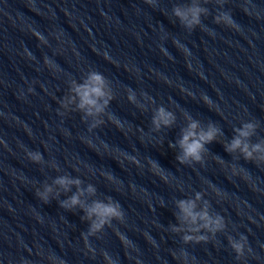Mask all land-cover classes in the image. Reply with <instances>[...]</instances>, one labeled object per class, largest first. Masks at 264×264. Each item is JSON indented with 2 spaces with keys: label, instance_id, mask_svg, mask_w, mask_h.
I'll return each instance as SVG.
<instances>
[{
  "label": "water",
  "instance_id": "obj_1",
  "mask_svg": "<svg viewBox=\"0 0 264 264\" xmlns=\"http://www.w3.org/2000/svg\"><path fill=\"white\" fill-rule=\"evenodd\" d=\"M0 264H264V0H0Z\"/></svg>",
  "mask_w": 264,
  "mask_h": 264
},
{
  "label": "clouds",
  "instance_id": "obj_2",
  "mask_svg": "<svg viewBox=\"0 0 264 264\" xmlns=\"http://www.w3.org/2000/svg\"><path fill=\"white\" fill-rule=\"evenodd\" d=\"M191 11V20L188 19V15L184 12H182L179 9L175 10V14L181 18L182 21H187L188 26L191 27L194 24H197L198 21V13L199 9H192ZM231 22V21H230ZM103 77L98 74H93L90 77V80L88 83H86L83 86L77 87L76 92L79 95L80 98V104L79 107L81 109H88L89 114L92 113V110L95 109L96 112L102 111V107L98 104V100L103 99L105 97V92L103 91ZM107 101H105V104ZM161 118L163 119V123L165 126L169 124V120L164 118L163 110H161ZM252 128V125H247L245 130L239 132L240 137H248L250 132L249 130ZM197 124L193 123L190 126V130L183 136V139L180 142V147L183 150L184 153V159H180L181 163H184L185 160L191 159L196 162L201 161V152L203 151L204 145L206 143H211L217 134V130L214 127H210L206 132H199L197 133ZM242 141L241 139L237 138L234 139L231 146L226 148V151L232 152L238 148H241ZM260 146L257 145L254 148V151H259ZM242 151L245 154V158L249 159L252 156V152L248 150V146L244 145L242 148ZM34 160L38 161L40 159L39 156H34ZM179 159V158H178ZM57 183L61 185H66L69 183L65 179H61L57 181ZM48 191H51V189H48ZM91 191V189H89ZM46 201V196L43 197ZM79 200L78 197H73L71 200V204L74 206L78 204ZM179 208L181 210V213L183 214V218L185 221H191L192 223H195L198 215L194 212L195 205L191 202H181L179 204ZM89 216L95 215L100 217V223L94 224L93 229H99L103 226L105 222H107L108 218H120V212L117 210V208L112 206H105L101 204H96L93 208L88 210ZM201 219L207 220L206 214L200 215ZM217 227L220 226V221H216ZM207 226V225H206ZM189 239V238H186ZM233 247L235 250L239 253L241 251V245L234 244Z\"/></svg>",
  "mask_w": 264,
  "mask_h": 264
}]
</instances>
